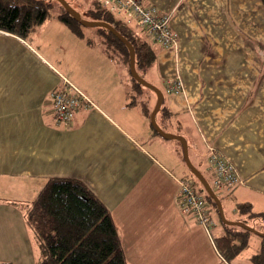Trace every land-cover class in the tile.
<instances>
[{
  "label": "crops",
  "instance_id": "crops-1",
  "mask_svg": "<svg viewBox=\"0 0 264 264\" xmlns=\"http://www.w3.org/2000/svg\"><path fill=\"white\" fill-rule=\"evenodd\" d=\"M141 2L168 14L175 35V44L165 48L128 24L154 51L141 75L163 94L157 124L185 139L190 162L210 177L209 185L211 150L233 165L239 183L217 194L222 208L224 201L235 215L232 221L246 218L237 204L264 213L263 3ZM57 14L24 39L0 30V229L2 221L12 226L4 214L26 208L48 178L71 177L111 213L127 264H231L216 254L206 229L180 208L175 179L187 178L180 143L158 136L137 103L152 110L155 95L141 92L130 105L126 66L104 51L95 33L78 37ZM63 80L92 103L68 125L57 124L50 108V94ZM176 83L181 90L170 91ZM153 176H168L175 186L157 188ZM209 219L214 221L212 208ZM4 229L1 244H14ZM250 243L251 236L232 264H250L259 237L256 248L244 253Z\"/></svg>",
  "mask_w": 264,
  "mask_h": 264
},
{
  "label": "trees",
  "instance_id": "trees-1",
  "mask_svg": "<svg viewBox=\"0 0 264 264\" xmlns=\"http://www.w3.org/2000/svg\"><path fill=\"white\" fill-rule=\"evenodd\" d=\"M52 1L54 0H0V30L23 39L27 38L35 28L50 17ZM261 2L264 5V0ZM60 8L61 12L56 16L59 21L76 36L83 37V29L89 28L78 24L62 7ZM89 13L91 20L109 23L132 44L135 68L142 77L141 72L151 65L155 57L152 45L146 39L139 37L121 19H115L99 3L95 2ZM94 30L104 51L123 63L129 74L126 47L107 30L98 27ZM90 42L88 40V43ZM130 80V93L133 95L130 96L129 104L135 105L138 100L134 101L133 96L139 95L144 87L139 86L131 76ZM137 103H141L139 106L143 114L149 118L151 110L143 101ZM199 190L203 191L202 186ZM204 195L213 211L217 213L211 199L205 192ZM236 207L247 218L258 222L264 221V213H253L249 204H237ZM24 218L32 231L37 248L36 260L33 264H127L111 213L79 179L48 178L34 199L26 206ZM223 226L226 232L224 236L216 239V247L221 257L229 263L247 248L249 237L255 234L241 228L232 230L229 226ZM254 228L260 232L264 231V227L261 229L263 231ZM259 239V248L249 258L250 264H264V237ZM0 264L14 263L0 261Z\"/></svg>",
  "mask_w": 264,
  "mask_h": 264
},
{
  "label": "built area",
  "instance_id": "built-area-1",
  "mask_svg": "<svg viewBox=\"0 0 264 264\" xmlns=\"http://www.w3.org/2000/svg\"><path fill=\"white\" fill-rule=\"evenodd\" d=\"M107 11L119 17L124 23H133L140 28L147 37L162 47L175 44V35L170 29L168 14L161 12L152 5H144L141 0H97ZM63 87L55 89L50 94V108L54 120L59 125L70 124L74 114L82 107L92 105L78 89L67 80H63ZM173 85V84H172ZM168 86L170 91L181 90V85ZM208 163L213 173L211 188L216 194L223 189H230L239 183L233 165L220 154L211 150ZM177 184V200L183 213L193 215L196 222L205 229L210 221L211 205L204 196L197 193L192 182L187 178L175 179ZM207 230V229H206Z\"/></svg>",
  "mask_w": 264,
  "mask_h": 264
},
{
  "label": "rangeland",
  "instance_id": "rangeland-1",
  "mask_svg": "<svg viewBox=\"0 0 264 264\" xmlns=\"http://www.w3.org/2000/svg\"><path fill=\"white\" fill-rule=\"evenodd\" d=\"M65 1L71 7H73L77 12H79L80 15L84 19H88V20H90L89 11L93 9V4H95V2L98 3L97 0H65ZM60 7L61 6L57 2L52 1L51 2V9L49 11L50 15L61 12ZM126 25H128V24H126ZM83 30L88 35L92 32L93 33L95 32L94 28L83 29ZM141 92H144V93H147L151 96H154V94L151 91H149L145 88L142 89ZM168 141L176 142L178 144V142L175 140H168ZM190 157L192 159V156H190ZM184 166H186V165H184ZM184 168H185L184 171L186 172L185 177H187L188 179L191 180V182L193 183L192 187L195 189V191L197 193L201 194L202 196H204V198H205L204 192L199 190L201 188L200 183L187 170V167H184ZM201 172L207 178L206 180L210 181V177L206 173H204V171L201 170ZM155 179L157 180L155 182V183H157V188L168 189V188H170V186H172V187L175 186L174 183H172V180L170 179V177H168V176H153V177H151V181H153ZM205 200H206V198H205ZM223 205L225 207V209H223L224 216L226 217V219L232 221L234 219L235 215L233 216V214H230L227 211V208H226L224 201H223ZM13 209H15V210H13ZM13 209H11L9 212H6V214H4V215H7L8 219H10L12 221V226L8 227V225H9L8 221H2L1 220L3 223L1 224L2 230L0 229V234H2L4 228L8 227L7 229H4V232L6 231L7 233L14 235V244L6 245V243H5L2 245L1 244V235H0V261L12 262L14 264H31V263L33 264V262L36 260L37 248L35 246L32 231L28 227V225L26 223V219L24 218V213H25L26 208L25 207L22 208L20 206V207L13 208ZM213 218H214V221L213 220L211 222L208 221L206 231L208 232V236L210 237V240L213 244L214 251L216 252V254L220 255L219 250L216 247V237H217V235L223 233V231L225 233L226 228L220 222L218 215L215 211H213ZM241 220L245 221V223H247L249 225L257 227L260 230L262 229V227H264V221L263 220H260V222H258L256 220L254 221L251 218H247V217L243 218ZM213 222L214 223L216 222V226ZM229 227L232 230H240V228L236 227V226H229ZM261 231H263V230H261ZM251 239H252V243H250L249 248L244 253L249 254V253H251L253 248H256V245H253V244L258 239V236L257 235H251ZM5 246H9V247H5ZM202 246H203V244H202ZM25 253L28 254V258L23 257V254L25 255ZM242 255H245V254H242ZM221 259H223V258L221 257ZM29 260H32L33 262H29ZM229 262L232 264V260H230ZM177 263L178 264H190V261L182 260L181 262H177ZM154 264H155V262H154ZM220 264H222V263H220ZM244 264H248V263L245 262Z\"/></svg>",
  "mask_w": 264,
  "mask_h": 264
},
{
  "label": "water",
  "instance_id": "water-1",
  "mask_svg": "<svg viewBox=\"0 0 264 264\" xmlns=\"http://www.w3.org/2000/svg\"><path fill=\"white\" fill-rule=\"evenodd\" d=\"M60 4L63 10L78 24L85 28H103L110 32L117 40H119L127 49L128 52V69L131 78L139 85L142 86L155 95V103L149 115V123L152 129L164 140H175L180 143L182 150V158L190 173L193 177L200 183L205 194L211 199L215 205L218 218L220 222L225 226H236L259 237H264V232H260L253 226L248 225L243 221H231L226 219L223 213V208L219 197L212 190L209 183L205 177L192 165L188 157L187 143L182 136L165 132L156 122V115L159 112L161 105L163 103L162 92L154 85L147 82L143 77H141L135 68V53L132 44L122 36L112 25L104 21L98 20H88L84 19L79 12H77L73 7H71L65 0H54Z\"/></svg>",
  "mask_w": 264,
  "mask_h": 264
}]
</instances>
